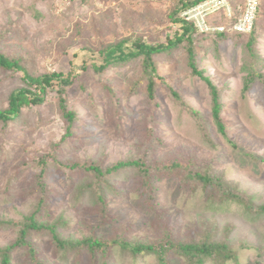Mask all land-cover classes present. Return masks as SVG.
<instances>
[{
  "label": "rangeland",
  "instance_id": "1",
  "mask_svg": "<svg viewBox=\"0 0 264 264\" xmlns=\"http://www.w3.org/2000/svg\"><path fill=\"white\" fill-rule=\"evenodd\" d=\"M44 2L0 0V51L21 59L35 74L67 73L87 58L85 46L102 47L104 42L127 36L166 41L179 30L169 15L181 0ZM256 24L261 33L254 51L260 73L264 74V0ZM218 41V48L211 39L202 43L195 40V47L204 76L220 90V115L226 135L214 120L213 96L205 78L184 70L187 57L181 46L156 55L157 69L159 76L199 112V120L191 114L192 110L174 100L165 84H160L154 100L142 88L130 95L137 65L113 68L104 75H98L92 67L80 70L66 92L69 107L78 114L74 134L67 143L55 146L66 132V122L54 92L49 93L47 104L32 108L13 126L6 128L0 123V219L19 224L28 214L38 196L35 175L41 167L37 162L41 155L54 152L62 162L79 164L73 169L69 164L59 170L52 168L46 178L52 191L48 210L43 209V214L50 220L59 215L65 218L67 226L60 227L64 236L149 243L158 241L165 231L187 239L201 225L215 223L223 234L226 225L236 224L233 242L238 257L228 264H264V216L249 221L243 206L230 202L219 205L209 190L192 189L174 173L157 183L153 200L143 192L138 182L141 179L126 171L105 180V190L101 186L94 189V195L105 192L102 203L96 204L89 193L76 199L92 181L83 166L93 162L108 166L137 155L149 140L152 163L194 158L196 165L202 164L203 169L211 166L216 174L237 185L239 191L254 196L257 204L264 203V83L256 81L246 91L249 51L240 39ZM22 75L0 69V108L7 105L11 91L23 84ZM150 131L159 142L153 140ZM17 229L14 224L0 226V249L16 239ZM33 236L44 264H103L104 256L106 264H157L155 255L135 258L120 244L99 254L94 261L88 248L84 252L57 253L49 235ZM11 256L12 264L28 260V253L22 248L15 249ZM1 259L0 254V264ZM169 264L189 262L174 254Z\"/></svg>",
  "mask_w": 264,
  "mask_h": 264
},
{
  "label": "trees",
  "instance_id": "2",
  "mask_svg": "<svg viewBox=\"0 0 264 264\" xmlns=\"http://www.w3.org/2000/svg\"><path fill=\"white\" fill-rule=\"evenodd\" d=\"M41 1H45V4H51L52 2L51 0ZM200 1L202 0H181V3L173 10V13L169 15V19L177 22L179 25V30L175 32L174 38H168L166 41L152 42L143 36H127L118 38L114 42H104L102 47L85 46L84 49L87 51V58L84 59L82 64L70 67L67 73L52 72L35 74L23 64L21 59L12 58L5 52L0 51V69L23 73V84L11 91L7 105L0 108V123L6 128L13 126L16 120L22 118L24 114L31 111L32 108L42 107L44 103L47 104L48 98L50 97L49 93L54 92L58 98L59 112L66 122V132L55 146L67 143L69 137L74 134L78 114L74 109L69 107V100L66 96V92L67 87L73 84L78 71H86L92 67L98 75H104L113 68H126L132 65H137V69L134 75L136 78L132 84L133 87L129 91L130 95L137 94L139 89L142 88L143 91H146L147 97L150 100H154L157 98L160 84H165L174 100L187 109L192 110L191 114L199 120V112L193 109L191 105L189 106L179 94V91L173 89L164 78L159 76L157 69L155 60L156 55L162 54L163 52H171L173 49L181 46L185 48L187 57L185 65L183 66L184 70L191 72L193 76L205 78L211 88L213 96L212 109L214 120L220 132L226 135V126L220 115L222 110L220 90L209 78L204 76L205 71L199 67L195 40H198V43H202L205 42L206 39H211L214 42V46L217 48L219 44L218 38L222 40L229 38L235 41L239 39L242 40L243 45H245V48L249 51L251 56L250 59L247 60L250 61L245 66L248 70V74L246 76L244 88L248 91L256 81H262L264 83V74L260 73L258 68L259 59L254 51L257 36L261 31L259 30L258 24H256V28L253 29L250 34H217V40L211 35L198 34L193 24L182 21L180 14L183 10ZM36 12L42 15L41 12ZM108 87L110 88V86ZM200 124L204 127L203 122ZM206 130L207 128H204L205 133ZM150 135L153 137L152 131H150ZM206 137L208 136L206 135ZM208 139H210V136L207 140ZM153 140L159 142V139L156 137H153ZM148 141L149 140H146L143 143L145 147L143 151L137 155L120 159L116 163L108 166L101 165L97 162L83 166L82 168L88 172L87 176L92 177V181L88 182L86 187L85 183L80 186L79 191L83 187L85 188L81 190L82 194L78 195L76 199L89 193L90 196L94 198L96 204L98 202L102 203L105 198V192L94 195V189L96 187H102L101 189L105 190V180H108L115 173L118 174L126 171L128 174L134 173L138 180L141 179L138 182L141 183L143 192L148 199L153 200L158 191L159 184L157 183L162 177L164 178L166 175L172 176L174 173L180 178L182 184L193 187L192 189L199 187L209 190L211 197H213L219 205L223 206V203L226 205L230 202L232 203L231 205L235 203L243 206L246 209V218L249 221H256L264 216V203L257 204L254 201V196H249L247 193L239 191L237 185H233L231 181L227 180L223 175L216 174L211 166L203 169L201 168L203 167L202 164H195L197 160L194 158H189L185 161L168 160L159 165L152 163L149 156L152 147ZM37 163L41 167V170L35 175L37 184L36 192H38V196L32 209L28 214L23 216L19 224L13 220L4 221V219H0V226L3 224H14L18 227L16 239L0 249L2 257L1 264H12V252L18 248H22L28 253V260L23 262V264H44L45 262L40 257L39 250L37 249L38 246L33 239V235L35 234L49 235L50 239L55 244L57 253L64 254L72 250L84 252V250L88 248L94 261L96 259L95 257H99V254H105V251L107 253L108 250L113 249L115 244H120L124 249H129L135 258L153 254L157 259V264H169L170 257L174 254L184 256L189 264H228L230 260L238 257L233 242V233L237 228L236 224L226 225L222 230L223 234L218 232L219 227L215 223L213 225H208V227L201 225L198 230L192 232V237L187 239H181L179 236L177 237L171 232L165 231V237L163 235L158 241L149 243H133L120 241L119 239L113 241L104 240L97 236L77 240L73 234L66 237L60 230L62 225L65 227L67 226V224H65V218L62 215H59L53 220L44 217L43 209L48 210L49 193L52 191L48 189L46 178L51 174L52 168L59 170L65 164H69L73 169L79 164H71L69 161L62 162L54 152L41 155ZM104 210L105 208L103 211ZM105 259L104 256L103 264H106Z\"/></svg>",
  "mask_w": 264,
  "mask_h": 264
},
{
  "label": "built area",
  "instance_id": "3",
  "mask_svg": "<svg viewBox=\"0 0 264 264\" xmlns=\"http://www.w3.org/2000/svg\"><path fill=\"white\" fill-rule=\"evenodd\" d=\"M65 4L76 0H51ZM263 0H202L183 10L182 21L201 35L249 34L253 31Z\"/></svg>",
  "mask_w": 264,
  "mask_h": 264
}]
</instances>
